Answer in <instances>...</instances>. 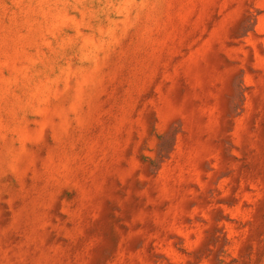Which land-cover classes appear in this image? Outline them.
<instances>
[{"label": "rangeland", "instance_id": "374dc122", "mask_svg": "<svg viewBox=\"0 0 264 264\" xmlns=\"http://www.w3.org/2000/svg\"><path fill=\"white\" fill-rule=\"evenodd\" d=\"M0 264H264V0H0Z\"/></svg>", "mask_w": 264, "mask_h": 264}]
</instances>
